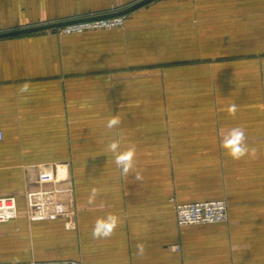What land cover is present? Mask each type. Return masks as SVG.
I'll return each mask as SVG.
<instances>
[{"label": "crops", "instance_id": "1", "mask_svg": "<svg viewBox=\"0 0 264 264\" xmlns=\"http://www.w3.org/2000/svg\"><path fill=\"white\" fill-rule=\"evenodd\" d=\"M136 1L0 0V32ZM97 36L0 39V197L18 207L0 223V264H264V0H154L101 34L102 62ZM233 128L254 157L227 155ZM113 140L136 148L127 175ZM215 199L227 222L178 226L175 203ZM67 207L73 221L37 217ZM109 213L118 227L93 238Z\"/></svg>", "mask_w": 264, "mask_h": 264}, {"label": "built area", "instance_id": "2", "mask_svg": "<svg viewBox=\"0 0 264 264\" xmlns=\"http://www.w3.org/2000/svg\"><path fill=\"white\" fill-rule=\"evenodd\" d=\"M118 11V10H116ZM115 11L104 12L101 14H92L83 17H73L67 20L75 22L61 26L64 33H71L81 30L84 27L100 28L115 27L122 25L126 15H116L107 18H97L98 16L112 13ZM45 24V23H42ZM40 25V24H36ZM60 28V27H58ZM55 29V28H53ZM4 138V133L0 130V141ZM174 212L178 226L217 224L227 222L229 219V206L226 199H215L208 201L175 203ZM18 207L17 200L13 196L0 197V223L8 222L17 218ZM175 250H180L178 245H174ZM1 264H83L80 260L60 259L37 261L31 260L25 263H1Z\"/></svg>", "mask_w": 264, "mask_h": 264}, {"label": "clouds", "instance_id": "3", "mask_svg": "<svg viewBox=\"0 0 264 264\" xmlns=\"http://www.w3.org/2000/svg\"><path fill=\"white\" fill-rule=\"evenodd\" d=\"M22 91H27V85L21 89ZM230 116H235L238 108L237 105L232 104L227 109ZM121 121L118 117L113 116L107 121L106 127L108 129H113L117 127ZM245 132L242 128H233L230 133L224 138L222 147L226 150L228 156L234 160H239L249 153L254 157L256 155V150L247 147L245 143ZM121 141L113 140L107 146V151L114 154V163L121 170L123 175H127L130 171L134 170V159L136 155V148L134 145H129L124 151L120 150ZM137 180H141L142 177L139 173H136ZM98 194V190L93 188L91 194L88 198V203L92 204ZM120 223L119 218L114 214H107L104 217L97 218L94 222L92 229V236L95 239H107L112 236L115 229ZM137 249L139 254H143L144 245L138 244Z\"/></svg>", "mask_w": 264, "mask_h": 264}, {"label": "rangeland", "instance_id": "4", "mask_svg": "<svg viewBox=\"0 0 264 264\" xmlns=\"http://www.w3.org/2000/svg\"><path fill=\"white\" fill-rule=\"evenodd\" d=\"M125 7H121V9H123ZM229 8V7H228ZM233 7H231V11H229L228 13L230 14H233V10H232ZM119 9V8H118ZM116 7L113 8V9H109V10H106V11H90V12H82V13H79V14H75V15H71V16H67V17H64V18H61V19H56V20H42V19H39L37 21H34L33 23L31 24H28V25H25V26H22V27H27V26H32V25H36V24H42V23H51V22H55V21H62V20H67V19H70V18H73V17H83V16H89V15H92V14H101V13H104V12H109V11H114V10H118ZM119 9V10H121ZM214 9V8H213ZM210 9L211 11V15L213 14H217V11L214 9ZM127 16L128 14H126L125 16V19H124V23L122 25H119V26H115V27H98V28H90V27H84L82 28L81 30H78V31H74V32H71V33H64L63 31V28L60 27V28H55V29H48L50 31H53L56 35L58 36H61V35H67V36H86L90 33L92 34H95V35H98V42H99V49H98V54H99V62H102V61H105V58H104V53H103V50H104V39L101 38V34L104 33V32H107V31H113V30H122L125 28V23H126V19H127ZM209 24L210 25H217V18L216 17H212L210 20H209ZM8 30H12V29H8ZM227 200V199H226ZM228 202V201H227ZM229 206V204H228ZM35 215H30V217H33ZM74 214L68 210V207L66 208L65 210V213L63 212H56V213H51V214H44V215H37V217H47L48 219L50 220H53V219H67L66 221L69 222V220L71 219L73 221L74 219ZM64 233V231L62 232ZM67 234H69V236H71L72 234L71 233H68V232H65ZM55 237H58V236H54ZM57 239V238H56ZM83 264H85L83 261H82Z\"/></svg>", "mask_w": 264, "mask_h": 264}, {"label": "water", "instance_id": "5", "mask_svg": "<svg viewBox=\"0 0 264 264\" xmlns=\"http://www.w3.org/2000/svg\"><path fill=\"white\" fill-rule=\"evenodd\" d=\"M154 0H138L135 3L128 5L127 7L112 12L108 14H104L101 16H98L97 18H107V17H113L116 15H126L130 12H133L137 10L140 7H143L144 5L151 3ZM75 22L74 20H62V21H55L51 23H45V24H40V25H32V26H27V27H21L17 29H12V30H4L0 32V39L1 38H7V37H12V36H17V35H22V34H27V33H32V32H38V31H43V30H48V29H53V28H58L61 26H65L67 24H71Z\"/></svg>", "mask_w": 264, "mask_h": 264}]
</instances>
